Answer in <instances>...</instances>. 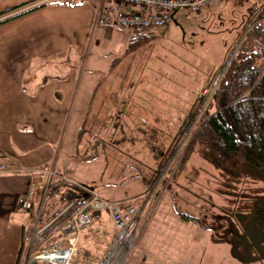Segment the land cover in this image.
<instances>
[{
    "label": "rangeland",
    "instance_id": "obj_1",
    "mask_svg": "<svg viewBox=\"0 0 264 264\" xmlns=\"http://www.w3.org/2000/svg\"><path fill=\"white\" fill-rule=\"evenodd\" d=\"M248 2L227 0L210 15L182 9L171 24L154 30L150 41L136 48L129 30L115 29L118 32L107 36L96 9L93 20L90 8L62 9L58 15L62 25L46 19L49 44L56 49L49 50L56 57L49 61L59 66L58 77H53L49 65V86L24 96V102L43 103L50 113L44 116L48 121L30 117L36 127L41 123L43 129L48 127L55 149L48 167L56 175L93 188L106 200L125 204L129 200L135 206L138 227L124 264H264V234L254 221L256 210L264 209V177L254 174L256 169L246 172L241 163L240 168L214 169L203 145L180 167L211 94L235 55L238 21L247 13ZM114 54L122 56L111 67ZM209 79V88L204 89ZM132 82L133 91H128ZM48 88L50 99L45 101ZM198 101L194 118L170 155L156 162L143 148L145 142L132 144L139 121L128 118L148 112L179 124L181 114ZM120 108L126 111L120 112L123 130L114 120ZM112 125L114 146L97 139L101 135L108 139ZM167 127L166 123L163 129ZM174 173L165 188L162 181L171 180ZM108 237L105 232L97 241L109 244ZM26 245L25 252L28 241Z\"/></svg>",
    "mask_w": 264,
    "mask_h": 264
},
{
    "label": "trees",
    "instance_id": "obj_2",
    "mask_svg": "<svg viewBox=\"0 0 264 264\" xmlns=\"http://www.w3.org/2000/svg\"><path fill=\"white\" fill-rule=\"evenodd\" d=\"M35 1L37 0L20 3L4 12L11 14L2 18L0 23L8 22L36 9L37 7L27 11L22 10ZM248 1L247 13L238 21V26L241 30L238 31L234 42L238 39L240 40L246 29L247 32L237 48L228 69L211 94L206 109L203 111L194 133L185 147L180 167L188 163L193 155L197 151L199 152L200 145H203L208 151V157L205 156V158L209 160L214 169L226 171L225 169L230 165L240 168L242 164L246 167H244L245 170L256 169L254 174L256 173L261 178L264 177V0ZM224 3H227V0L198 14L206 12L207 15H210L214 13L216 6L219 5L221 8ZM154 30L156 29L142 34H133L130 42L133 48L150 41ZM209 83L210 79L207 83H204V89L209 88L206 87ZM199 103L198 101L191 111L185 110L181 114L180 123L177 124L174 121L175 126L168 123V120H165L161 114L151 116L146 112V115H137L130 118V121L134 119L139 121V127L136 129L135 135L132 132V144L145 142L146 144H144L143 148L149 149L150 158L156 162L165 154L170 155L171 150L181 141L189 123L194 118ZM121 109L123 110L124 108ZM183 114L185 115L183 116ZM121 117L122 115L118 112L114 120L119 122V129L123 130V123H120ZM165 122L168 126L167 130L163 129L166 127ZM171 126H174V130ZM106 127L110 128L109 126ZM115 131L116 126L112 125L111 131L107 134L108 139L102 135L101 138L97 139L102 143L106 142L108 144L110 142L114 146L112 136ZM161 171L162 167L158 173L161 174ZM160 174L155 180L158 179ZM175 175L176 173L172 175L173 178L171 180L164 178L165 181H162L161 184L166 186L165 188L169 187ZM87 197L88 194L79 186L55 179L52 181L45 196L43 217L55 216L70 202L75 201L80 204ZM119 203L124 206H133L129 200L127 204L121 201ZM91 214L93 223L83 231L81 257L78 264H99L117 232L113 230L109 234V244L98 242L97 240L105 234L100 228L105 227L108 218L111 219V217L108 211H91ZM180 214L184 219H194L193 216L186 213ZM254 221L255 227L264 234V209L256 210ZM22 262L23 259L19 258L18 264H22ZM28 264L46 263L32 262Z\"/></svg>",
    "mask_w": 264,
    "mask_h": 264
},
{
    "label": "crops",
    "instance_id": "obj_3",
    "mask_svg": "<svg viewBox=\"0 0 264 264\" xmlns=\"http://www.w3.org/2000/svg\"><path fill=\"white\" fill-rule=\"evenodd\" d=\"M28 1L30 0H0V22L2 18L11 14L4 12ZM85 1L37 0L22 10L37 7L36 9L0 23V164L11 161L19 169L12 173L0 172V264H18L19 258H22V264H25L30 254L29 245L25 252L27 236L33 230L37 208L31 212L22 210L18 204V197L29 188L33 177L31 170L49 168L48 165L54 159L55 149L49 143L48 127L43 129L42 123L36 127V120L30 117L39 115L48 121L49 118L44 116L50 113L44 110L43 103L33 106L24 102V96L42 93L41 91L49 86V65L55 71L53 77H58L56 73L59 71L55 68L59 66L55 65V61L51 63L49 61L52 56L49 50L56 49L49 44V22L46 19L52 18L54 22L62 25L58 17L62 9L90 8L87 11L91 13L93 20L95 9L99 16V2ZM103 27H106L107 36L110 32H118L115 29L125 30L113 24ZM53 33L55 30H51V34ZM114 55L111 67L114 61L121 59L122 56ZM54 58L56 57H51ZM128 85V91H133V82ZM49 99L48 88V91L43 92V100ZM120 109L119 113L123 111L125 114V108ZM56 143L55 141L54 145ZM107 222L111 223L109 218ZM100 230L110 234L114 228L106 225Z\"/></svg>",
    "mask_w": 264,
    "mask_h": 264
},
{
    "label": "built area",
    "instance_id": "obj_4",
    "mask_svg": "<svg viewBox=\"0 0 264 264\" xmlns=\"http://www.w3.org/2000/svg\"><path fill=\"white\" fill-rule=\"evenodd\" d=\"M100 20L103 25H116L134 35L161 29L174 20L175 14L185 10L198 14L213 8L225 0H97ZM18 167L11 161L0 164V172H16ZM27 192L19 195L18 204L22 210L36 209L33 230L27 236L30 254L28 260L46 264H78L81 257L83 231L91 226V211H108L117 228L108 250L99 264H124L134 244L138 227L135 206L122 205L101 197L87 186L77 185L88 197L80 204L70 202L58 214L43 217L46 193L56 176L64 183L67 178L55 174L52 168H35Z\"/></svg>",
    "mask_w": 264,
    "mask_h": 264
},
{
    "label": "water",
    "instance_id": "obj_5",
    "mask_svg": "<svg viewBox=\"0 0 264 264\" xmlns=\"http://www.w3.org/2000/svg\"><path fill=\"white\" fill-rule=\"evenodd\" d=\"M246 32H247V31H245V33L242 35L240 41L237 43V45H236V47H235V49H234L233 54L236 52L237 48L239 47V45H240L241 41L243 40V37L245 36ZM231 58H232V57H231ZM231 58H230V59H231ZM27 263H28V259H26V261H25V264H27Z\"/></svg>",
    "mask_w": 264,
    "mask_h": 264
}]
</instances>
